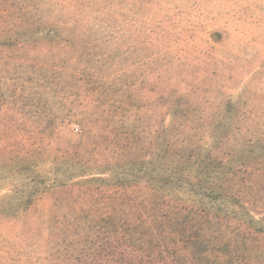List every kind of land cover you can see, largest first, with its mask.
<instances>
[{
    "label": "rangeland",
    "instance_id": "obj_1",
    "mask_svg": "<svg viewBox=\"0 0 264 264\" xmlns=\"http://www.w3.org/2000/svg\"><path fill=\"white\" fill-rule=\"evenodd\" d=\"M76 29L97 36L96 56L50 39ZM110 58L132 76L157 66L160 84L149 80L156 94L166 84L203 113L204 144L225 167L264 149V0H0V264H80V254L90 253L89 243L81 244L79 213L93 199L86 180L100 172L84 156L78 166L87 167L67 173L65 157L79 137L66 125L64 99L33 86L42 71L82 73L85 64ZM131 91L139 96L138 88ZM39 99L40 114L32 106ZM232 115L239 120L229 127ZM224 121L229 141L218 145L213 129ZM248 162L251 182L263 192L244 206L264 208V164ZM201 260L264 264V254H177L173 264Z\"/></svg>",
    "mask_w": 264,
    "mask_h": 264
},
{
    "label": "trees",
    "instance_id": "obj_2",
    "mask_svg": "<svg viewBox=\"0 0 264 264\" xmlns=\"http://www.w3.org/2000/svg\"><path fill=\"white\" fill-rule=\"evenodd\" d=\"M96 37L76 29L50 39L93 57L99 50L92 43ZM118 53L123 57V50ZM95 64L101 63L85 64L76 74L63 68L42 71L41 84L33 86L34 92L42 89L64 99L66 125L79 137L65 157L64 164L72 163L67 173L87 167L78 166L84 156L100 172L86 180L94 187L93 199L80 210L79 220L81 244L89 243L90 253L80 254V264H173L177 254H264V208L244 206L263 192L251 182L248 159L264 164V149L225 167L204 144L203 113L190 109L188 99L166 84L156 94L162 79L157 66L132 76L112 58ZM153 78L156 86L149 82ZM160 105L168 107L161 112ZM32 106L43 109L40 99ZM229 117V127L239 120V115ZM227 124L213 129L218 145L229 141ZM107 172L109 177L100 176ZM103 187L110 193L102 194ZM85 228L92 234L85 235Z\"/></svg>",
    "mask_w": 264,
    "mask_h": 264
}]
</instances>
